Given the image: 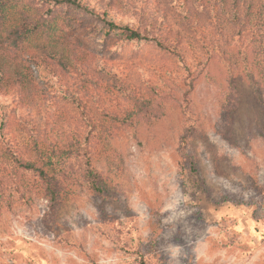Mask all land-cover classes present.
Wrapping results in <instances>:
<instances>
[{
	"label": "rangeland",
	"instance_id": "374dc122",
	"mask_svg": "<svg viewBox=\"0 0 264 264\" xmlns=\"http://www.w3.org/2000/svg\"><path fill=\"white\" fill-rule=\"evenodd\" d=\"M69 32L111 59L118 75L137 65L159 82L163 112L112 141L123 164L105 179L102 194L74 185L56 207L25 196L1 209L0 264H139L138 251L150 264H264V80L258 72L255 88L243 69L237 73L230 142L220 133L231 70L220 49L200 48L188 56L187 69L153 44L95 25L73 23ZM238 44V37L231 40ZM197 55L204 57L200 66ZM35 73L46 80V70ZM186 98L203 132L182 149ZM95 162L107 173L100 150Z\"/></svg>",
	"mask_w": 264,
	"mask_h": 264
},
{
	"label": "trees",
	"instance_id": "16d2710c",
	"mask_svg": "<svg viewBox=\"0 0 264 264\" xmlns=\"http://www.w3.org/2000/svg\"><path fill=\"white\" fill-rule=\"evenodd\" d=\"M73 23L153 44L187 69L200 48L220 49L231 68L220 133L230 142L237 73L243 69L253 88L256 71L264 80V0H0V211L25 196L56 207L74 185L102 194L123 164L112 141L163 112L159 82L135 64L118 75L111 59L69 32ZM203 58H195L198 66ZM36 70L47 71L44 82ZM186 105L182 149L203 132L188 99ZM99 150L107 173L95 162ZM138 255L139 264H150Z\"/></svg>",
	"mask_w": 264,
	"mask_h": 264
}]
</instances>
